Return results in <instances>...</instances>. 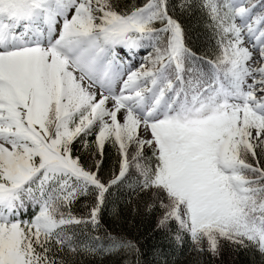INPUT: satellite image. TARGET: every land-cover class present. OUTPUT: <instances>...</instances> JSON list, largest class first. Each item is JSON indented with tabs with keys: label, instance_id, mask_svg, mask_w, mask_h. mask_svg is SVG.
I'll return each instance as SVG.
<instances>
[{
	"label": "snow or ice",
	"instance_id": "6c2138e0",
	"mask_svg": "<svg viewBox=\"0 0 264 264\" xmlns=\"http://www.w3.org/2000/svg\"><path fill=\"white\" fill-rule=\"evenodd\" d=\"M0 264H264V0H0Z\"/></svg>",
	"mask_w": 264,
	"mask_h": 264
}]
</instances>
